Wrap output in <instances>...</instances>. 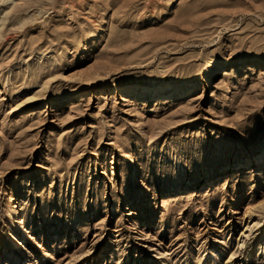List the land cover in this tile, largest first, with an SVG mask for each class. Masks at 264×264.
<instances>
[{"label": "rangeland", "instance_id": "1", "mask_svg": "<svg viewBox=\"0 0 264 264\" xmlns=\"http://www.w3.org/2000/svg\"><path fill=\"white\" fill-rule=\"evenodd\" d=\"M13 191L35 264H264V0H0V264Z\"/></svg>", "mask_w": 264, "mask_h": 264}, {"label": "bare ground", "instance_id": "2", "mask_svg": "<svg viewBox=\"0 0 264 264\" xmlns=\"http://www.w3.org/2000/svg\"><path fill=\"white\" fill-rule=\"evenodd\" d=\"M240 65L239 63H219L218 61H211L207 64L206 68L204 69L203 73L201 74V80L205 81V82H209L212 79H214V76L216 74V72L219 71H225L223 73H226L228 71H231V69L234 66ZM128 87L124 88V90H127ZM134 160L131 159V167L135 168L136 166H134ZM136 171V170H135ZM135 171L133 173V175H135ZM16 191L10 192L8 199L6 200V206L9 207L11 209V214H10V223L13 225L14 227V231L13 234H10L9 239L11 242H14V246H16L15 249H13V254H12V259L15 261L14 264H22L21 261L18 260V258L22 259L24 261V264H35L36 261H32V253H29L27 248H26V244L27 243H31L33 244L35 247L39 246V244L37 242L32 241V239L29 237V228H25L23 226V222L21 220V218L18 216V210L15 206L16 201ZM247 218H248V223L249 225L253 224V221H250V214H246ZM248 225V229L250 231H253V229H255L256 227L260 226V238L262 239V235L264 234V227H262L264 225V221H257L256 223L253 224V226H249ZM27 241V242H26ZM244 247V243L242 242V240H240L238 242V248ZM28 252V253H27ZM28 254L30 257V260H28ZM214 255V254H213ZM53 257V252L52 250H46L43 253V257L38 258V263L39 264H50L48 259ZM30 261V263L28 262ZM244 261H246V259H244ZM244 264V263H243Z\"/></svg>", "mask_w": 264, "mask_h": 264}]
</instances>
